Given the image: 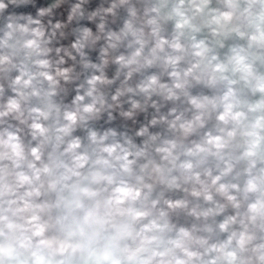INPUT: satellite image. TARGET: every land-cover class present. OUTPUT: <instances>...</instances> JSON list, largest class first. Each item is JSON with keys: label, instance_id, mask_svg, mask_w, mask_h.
<instances>
[{"label": "clouds", "instance_id": "clouds-1", "mask_svg": "<svg viewBox=\"0 0 264 264\" xmlns=\"http://www.w3.org/2000/svg\"><path fill=\"white\" fill-rule=\"evenodd\" d=\"M0 264H264V0H0Z\"/></svg>", "mask_w": 264, "mask_h": 264}]
</instances>
